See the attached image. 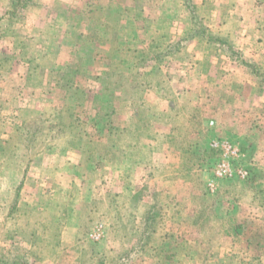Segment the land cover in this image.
Segmentation results:
<instances>
[{"label":"rangeland","instance_id":"rangeland-1","mask_svg":"<svg viewBox=\"0 0 264 264\" xmlns=\"http://www.w3.org/2000/svg\"><path fill=\"white\" fill-rule=\"evenodd\" d=\"M41 1L45 3L39 2L30 7L27 14L28 25L23 26V37L35 42L45 38L43 28H40L44 22L45 28L58 30L56 39L44 43L45 49L38 47L47 53L40 70L28 74L27 70L33 63L27 64V50L16 48L14 38L0 32V264H70L72 252L68 249V242H72L64 237V233L67 227H74L76 224L81 226L79 229L73 228L72 235L78 231L79 236L86 241L79 242L77 247L82 246L83 249L94 252L90 255L93 259L87 260L89 264H264V254L257 255L264 253V125L258 133L259 149H256L252 148L251 139L247 137L251 133H238L231 137L236 132L232 131L230 135L228 131L220 133L221 125L218 123L219 119H228L222 116L225 103L233 105L239 112L244 111L243 108H252L248 103L250 100L245 98L251 90L247 86L253 87V84L242 85L240 89V85L235 83L238 77L230 78L228 73L231 68L225 66L226 72L222 76L220 73L216 74L217 68L213 69V74L205 78L206 83L187 82L179 85V89L185 92L183 107L186 115L189 114L186 117L188 121L185 123V134L197 137L196 146L185 149L189 152L186 157L191 156V160L187 158L190 162L186 163L187 170L182 174L186 180L178 190L184 199V221H181L180 213L176 216V202L168 197L173 209L166 211L164 218L154 220L156 232L148 240L146 228L141 226L140 219L147 208L145 203L150 201L144 192L147 182L141 179L136 184L142 187V191L134 197L136 205L144 203L136 213L137 228L133 222L134 211L126 208L128 200L111 193L119 184L118 179H114L111 161L113 157H119L121 150V154H126L121 149L126 144L121 139L122 144H118V147L110 146L112 144L109 139L119 136L117 130L112 128L114 120L119 121L124 116L115 117L114 110H108L116 105L108 98V93L134 92L140 87L137 80L142 81L145 86L146 80L147 83L150 79L155 81L154 78L159 79L164 71L169 76L177 77L181 70H189L193 66L190 65L191 62L183 69L173 62L169 70L166 66L161 69L160 65H153L156 60L174 59L177 54L176 46L182 44L185 38L179 42H169L168 45L167 40L159 37V15L164 12L155 0H138L137 10L132 9L131 0H115L114 6L109 4L104 8H99L101 0H90L98 8L93 16L96 18L93 20L95 30L83 36L85 38L75 39L71 30L77 27L78 33H85L83 24L75 25L76 21L71 19L70 23L73 22V25H70L65 14H61L62 11L66 13L64 6L56 14L60 20L49 21L53 19L55 14L52 11L56 8L52 6V0ZM76 1L79 8H83V3L88 0ZM237 1L238 7L232 12L252 18L251 14L259 13L254 8L263 6L262 17L264 16L262 0ZM12 2L13 0H0V12H4ZM189 2L190 0L185 4L186 12L188 8L191 9ZM176 4L177 0H173L168 7L181 12L182 8L178 9ZM206 8L203 5L196 8L194 13L191 9L197 18L194 27L200 30L204 29L202 15L207 14ZM79 10L71 12L80 13ZM175 17L178 18V15ZM99 20H104V24L98 23ZM172 20L169 19V23ZM59 21L62 23L58 24ZM107 24L110 25V31ZM181 27L187 28L189 25L182 21ZM145 30L147 33L152 32L150 37L146 38ZM203 34L207 41L208 34ZM164 45H168V49L163 50L162 55L169 49L174 51L168 57L163 56L166 59L159 54L160 47ZM251 49L252 46L246 52L239 50L236 59L246 61L253 57H263ZM223 54L221 60L225 61ZM229 54L228 52V56ZM235 69L238 70V76L243 78L251 71L245 66ZM48 70H52V73L47 72ZM260 71L264 74V70ZM213 76H216L217 81L226 77V82L213 81ZM232 76L235 77V74ZM152 83L150 89L156 87L155 82ZM260 92L264 94V90ZM68 93L70 100L66 101ZM242 94L245 100L242 99ZM98 95L103 98H97ZM197 95L202 99L199 100ZM66 102L71 103V110H65ZM141 102L142 105L134 110L136 115H142L149 105L148 100ZM101 107L105 111L102 117L100 118V114L93 115ZM47 110L54 111V121L62 126L61 133L57 132L52 137L47 125L44 134H39L34 142H30L32 136L29 131L34 130L31 127L34 122L32 120L40 118V112ZM107 111H110L109 114ZM251 114L253 115L245 118L244 125L242 124L246 130L252 126L256 128V123L264 124V116ZM25 118L27 120L24 122ZM204 121L210 122L209 126L196 131L200 127L195 125L200 124L202 128ZM140 124L141 127L145 126L144 122ZM226 128L228 129L227 125L224 130ZM121 134L123 138L124 133ZM215 139L231 140L238 145L245 154L242 164L256 167L263 172L262 177L255 183L241 182L240 179L230 182L215 179V191L211 195H205L212 191L209 182L214 179L213 169L220 158L219 153L210 149V143ZM255 150L258 153H254L249 159L247 152ZM126 179L127 184L133 183L132 175ZM113 204L124 205L127 211L119 212L118 208H113ZM88 206L95 209L93 216L86 219L85 213L83 220L78 222L77 217L82 211H87ZM98 225H103L104 237L94 241L93 234ZM125 225H131V231L136 234L142 231V240L145 242L132 244V248L133 245L135 247L129 255H116L119 251L112 247L118 248V244L115 242L113 245L114 238L111 235L116 236L117 226ZM154 235L156 239H153ZM87 237L94 240L87 241ZM104 240H109V243ZM94 255H98L97 259Z\"/></svg>","mask_w":264,"mask_h":264},{"label":"crops","instance_id":"crops-1","mask_svg":"<svg viewBox=\"0 0 264 264\" xmlns=\"http://www.w3.org/2000/svg\"><path fill=\"white\" fill-rule=\"evenodd\" d=\"M119 1L120 0H118V2ZM172 1L173 0H155L156 3L160 4L161 10L164 12L159 15L160 31L158 35L162 38V40L163 38L165 41L167 40L168 42L166 43L168 45L169 42H179L182 38L185 39L182 44L178 47L176 46L177 54H175L174 59L171 61L156 60L153 65L156 67L160 65L161 69L166 66L168 70L172 65V62L175 63L178 68L182 69L184 67H188L190 62L192 63L190 65L193 66L189 67V70L187 69L185 72L184 70H181L177 77L169 76L167 71H164L163 75H161L159 79L154 78L155 81L150 79V81L152 80V82H155V88L150 89L153 83L149 80V83H147V80L145 81V86L142 81L140 82L137 80L140 86L139 90L136 88L134 92L130 91L125 94L117 92L118 94L115 93L113 95L112 100L116 104H114L115 106L113 108L114 114H116V116H114L120 117L123 115L124 117L119 121L114 120L112 128L117 130L119 136H112V141L110 142L109 139V142L112 144L113 148L118 147V144H126L122 145L121 148L126 151V154H121L123 152V150H121L119 157H113L111 161V166L114 168V179H118L119 181L118 186H116L114 191L111 193L119 197H125L129 204H132V202L135 204V202L137 203V200H134V197H137L139 192L142 191V187H139L136 184H138V180L143 179L148 184L144 192L148 200H150L147 201L148 203H145V205L144 203L141 204L147 207L145 212L148 214H156L154 220L164 218L166 216V211L168 212L173 206L168 200L169 197V199H173L176 202V216L178 217L180 213V215H182L181 221H184V199L180 196L178 190L183 185L184 180H186L185 176L183 177L182 175L187 170L186 163H189V160H191V156L186 157V153L189 152H186L185 149L195 147L197 137H194V135L186 136L185 134V123L188 121L186 117L189 116V114L186 115L183 107V101L186 98V95L184 91L179 89V85H184L187 82L194 84L202 82L206 83L205 78L207 79V77L213 74V69L217 68L215 71L216 74L220 73L222 76L223 73L226 72V69H224L225 66H230L231 68L228 73L230 78L236 79V77H238V81H235V83L240 85V89H242V85L247 86L249 84H253V87L250 85L247 86L251 90L247 96L245 95V99L250 100L248 103H250L252 108H243L244 111L241 110V112H239L236 107H233V105L225 103L224 109L222 108L224 115L220 113V117L222 118V116H226L228 119H219L218 123L221 125V131L219 130L220 133L228 131V135H230L232 131L236 132L233 133L231 137L237 136L236 134L238 133H251L250 135H247V137L248 139H251L250 142L252 144V148L259 149V139H257V136L262 130V126L264 124L256 123V128L252 126L249 127V130H246V127L243 126V122L245 121V118L247 119L249 116L253 115L251 113L264 116V114H261L264 112V101H261L264 100V94L260 92L264 90V80L262 77L254 73V71H260L261 69L264 70V16L262 17L263 6L262 8L259 7V9H257L258 7L254 8L256 12L259 10V13L251 14L250 17L252 18H249V15L232 12L233 9L236 10L238 7L237 0H233V2L232 0H190V4L196 8H201L203 5L204 7H207V14L202 15L204 21V29L202 32H206L208 34V39L206 41L203 36L204 34L199 31L198 27H194V23L197 21V18H195V15L193 14L194 11L192 13L191 9L188 7V11L186 12L185 10V4H187V1L189 0H177L176 5L178 6V9H180V7L182 8L181 12H177L173 8L168 7L169 2L171 3ZM39 2L42 3L43 1L40 0ZM114 2L115 0H101V3L98 4H101V8H104L109 4H113L114 6ZM130 2L133 3L132 9L137 10L138 0H131ZM261 2L264 3V0ZM51 3L56 9H59V7L62 8V6L66 7V12H69L67 8L73 5L74 10L80 9L79 11L83 13V10L85 11L86 4H91L93 2L88 0L86 3H83V8H79L76 0H52ZM142 4L143 1H141V5ZM41 8L42 12L43 6ZM166 11L167 13H165ZM41 12L39 11L38 14L40 15ZM39 15L36 17H39ZM176 15H178V18L175 17ZM52 18L53 19L49 21L54 22L55 20H60V18L58 17L57 19L55 15L52 16ZM167 19L175 20H172V26H170L171 23H169ZM182 21L187 22L189 27H181ZM191 25L192 27H190ZM199 26H201V23H199ZM151 33L152 32L150 31L147 33V30L144 31L146 38L150 37ZM81 38L85 37L82 36ZM168 45L160 47V52L167 49ZM251 46V50H256L255 52L262 54L263 57L259 59H254L253 57V59H246V61L236 59L238 56L236 53H238L239 50L246 52L248 49L250 50ZM149 48L150 46L148 45V49ZM228 52L230 53L229 56ZM164 53L165 54L161 56L168 57L167 51ZM221 54H223L224 59H226L225 61L221 60ZM244 66L247 69H251V71L243 78L242 76H238V70L235 68L239 69ZM253 67H255V69ZM233 74H235V77L232 76ZM215 77L216 76H213L211 79L219 83L226 82V77H221L218 81ZM148 85L149 87H147ZM196 97L199 100L202 99L200 98V95H197ZM226 99L228 100V95ZM242 99H244L243 94ZM142 100H148L149 105H147V108H145L142 115H136L134 110L142 105ZM258 109H261V111L258 112ZM247 110L249 111L247 112ZM227 111L228 113H226ZM143 116L144 118H142ZM262 119H264V117H262ZM210 121L213 122L214 120ZM140 122H144L145 124L143 125L145 126L141 127L142 125ZM209 123L210 122L204 121L202 128L200 124L195 125L196 127H200L196 128V131L202 130L203 126H209ZM226 125L228 126V129L226 128V130H224ZM210 128H212V126ZM194 129L195 127H193V130ZM121 133H124L123 138ZM121 139H123V142ZM136 148L138 149V152ZM254 153L256 154L258 151L255 150L254 152H247L249 159L250 155L252 158ZM171 155L173 156L170 157ZM196 171L199 172L198 168H196ZM131 175L133 183L129 185L127 184L126 178L127 176L131 177ZM205 195L211 194L206 193ZM129 204L126 206L128 209L130 207ZM119 205V212L127 211L124 205ZM141 205H137V209L136 207L134 209H129L131 212L134 211L135 214V219L133 221L135 228H137L138 222V218L136 219V213L139 211ZM140 219H142L141 226L145 228L144 215L141 214ZM80 226V224H76L74 227L69 226L65 229L64 237L72 242H68L70 245H68V249L72 252H70L72 254L70 264H89L87 260L93 259L90 255L94 254V252L92 253L90 249L88 251V249H83L82 246L80 248L77 247L79 242H86L79 236L78 231L74 232L72 235V232L74 231L73 228L79 229ZM131 227V225L117 226L116 236L111 235L112 238H114L113 245H115V242L118 244V248L112 247L115 250L118 249L119 253L116 255H129L135 247L133 245L132 248V244L145 242V240H142V231L139 234H136L135 231H131ZM103 237L104 236H102V238ZM87 238H85L87 241L94 240ZM154 238L156 239L155 235L153 239ZM104 241L106 242V240ZM106 243H109V240H107ZM81 244L82 243H80V245ZM96 245L97 244L94 245L95 248ZM146 249V245H144V250ZM111 250L112 249H109L107 251ZM261 254L263 255L264 253L261 252L257 255ZM94 256L97 259L96 256L98 255Z\"/></svg>","mask_w":264,"mask_h":264},{"label":"trees","instance_id":"trees-1","mask_svg":"<svg viewBox=\"0 0 264 264\" xmlns=\"http://www.w3.org/2000/svg\"><path fill=\"white\" fill-rule=\"evenodd\" d=\"M38 3H39V0H13L12 4L9 5V7H6L4 12L3 11L0 12V32L2 31V33L5 34L6 36L7 35L12 36L14 38V45L16 46V48L22 47V48L26 49L27 53L29 55L28 56L29 59H27L28 60L27 64L29 65V63H33V65H34V66L33 65L29 66V68L27 70L28 74L36 73L38 70H40L41 63H42V61L45 62L47 53L45 51H42L38 47L45 49L46 46H44V43H46L50 39H56L55 37H56V33L58 31V30L57 31L53 30L52 28H48V29L45 28L44 27L45 22H44V24L40 26L41 29L43 28L42 33H44V36H45L44 39L40 38V40L38 39L35 42L33 39H26L23 37L25 35V29H23V26L28 25V15H27L28 11H29L31 6L37 5ZM188 4L191 7L192 11L196 10V7L192 6L190 4V2ZM73 8H74L73 5L71 7L69 6L67 8L69 10V12L64 13L63 11L61 12V7H59L60 10L56 9V10H53L52 12L55 14V16H57L59 14V12H61V14H65L64 17L66 18L67 21H69L70 25H73V22L70 23L71 19H73V21L74 20L76 21L75 25L77 23L79 25H82V24L84 25L85 28L83 27V31L85 29V33L84 32L78 33L77 30H79V28H77V27H75L74 29L71 30V32H73L72 33L73 39H75L77 37H82L84 35L87 36V34H91L92 33L91 31L95 30L94 25H93V20L96 18L93 16H94V11L96 9H98L97 5H95L94 3L86 4L85 11L83 10V13L82 12L72 13L71 11H74ZM99 8H101V6H99ZM75 11H77V10H75ZM60 23H62V22L59 21L58 24H60ZM98 23L104 24L103 20H99ZM79 25H78V27H79ZM105 27H106V25H105ZM107 29L110 31V25L109 24H107ZM199 31L202 32L203 29L202 30L199 29ZM87 32H89V33H87ZM202 34H203V32H202ZM163 37H165V36H163ZM31 44H32V46L30 47ZM175 49H177V47ZM172 52H174V51H171L170 49L167 50L168 54L172 53ZM167 53H166V55H167ZM159 54L162 55V52H160ZM254 69H255V67H254ZM51 71L52 70H48L47 72L52 73ZM254 73H256V75L262 77L264 80V74H262L260 71H254ZM50 83H51V81H50ZM114 90H116V89H114ZM70 93H71V91H70ZM70 93L66 94V101L70 100V96H69ZM125 93H127V92H125ZM114 94H115V91L108 93V98L111 100ZM87 96H88V93H87ZM101 96L98 95L97 98H101ZM102 98H103V96H102ZM65 107H66L65 108L66 111L69 109L71 110V108H72L71 103L66 102ZM113 108H108V110L113 109ZM57 112H60V111H57ZM109 112L110 111H107L106 113L109 114ZM103 113H105V111H103V107H101V108L95 110L93 112V115L97 116L100 114V118H101ZM40 114H41L40 118H35L32 120L34 122L31 124V127L34 128V130L28 129V131L32 130V131H29L30 132L29 134L32 136V138H30V142H34L35 139H37L40 135H43L44 134L43 131H45L46 128L48 129V132L51 133L52 137L56 136L55 133H57V132L61 133L62 126H60L59 123L54 121L55 120L54 119L55 118L54 111H50V112L48 110L47 111H41ZM99 119H98V121H99ZM25 120H27V119L25 118L24 122H25ZM47 125H48V127H46ZM111 141H112V139H110V142ZM110 146H112V145H110ZM216 153L218 154L219 152L216 151ZM218 155H220V153ZM250 158H251V155H250ZM214 165L215 164L213 163L212 166L214 167ZM246 167L249 170V175L244 180L240 179L241 182L255 183V181L257 179L262 177L261 174H263V172H261L259 169H256V167H250V166H246ZM224 180H228V182H230L232 180H238V178L224 179ZM211 192L212 191H209L208 193L211 194ZM212 194H215V193H212ZM107 204L109 205L110 202ZM113 206H114L113 208L117 210L118 205L113 204ZM130 206L131 207H129V209H134L135 207H136V209L138 208V206L136 205V202H135V204H134V202H132V204H130ZM90 207L88 206L89 209H87V211L85 210V211H82L80 213V215L77 217L78 222L83 220L82 217L85 213H86L85 217L87 219L88 216L90 217L92 215V213L95 212V209L94 208L90 209ZM155 213H157V212H155ZM133 214H134V212H133ZM155 215L156 214H148L147 212H145V214H144V223H145V228H146L145 234H146V237L148 238V240H151L152 235L156 232L154 230V225H153ZM90 220H92V217ZM236 228L238 229V227H236Z\"/></svg>","mask_w":264,"mask_h":264},{"label":"built area","instance_id":"built-area-1","mask_svg":"<svg viewBox=\"0 0 264 264\" xmlns=\"http://www.w3.org/2000/svg\"><path fill=\"white\" fill-rule=\"evenodd\" d=\"M210 148L220 153V158L213 169L214 179L209 182L210 189L215 191V179H241L244 180L249 175V170L242 164L245 154L241 148L227 139H215L210 143ZM93 234L95 240H100L103 236V225L97 226Z\"/></svg>","mask_w":264,"mask_h":264}]
</instances>
